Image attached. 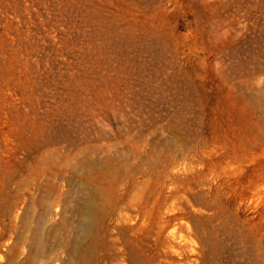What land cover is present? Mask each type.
I'll list each match as a JSON object with an SVG mask.
<instances>
[{
	"label": "rangeland",
	"instance_id": "374dc122",
	"mask_svg": "<svg viewBox=\"0 0 264 264\" xmlns=\"http://www.w3.org/2000/svg\"><path fill=\"white\" fill-rule=\"evenodd\" d=\"M63 5L45 78L0 0V264H264V22Z\"/></svg>",
	"mask_w": 264,
	"mask_h": 264
},
{
	"label": "built area",
	"instance_id": "2783aa9c",
	"mask_svg": "<svg viewBox=\"0 0 264 264\" xmlns=\"http://www.w3.org/2000/svg\"><path fill=\"white\" fill-rule=\"evenodd\" d=\"M64 0H9L14 17L20 27L24 44L29 51V61L38 66L40 73L53 75L55 50L64 34ZM231 6L232 15L238 17L239 30L249 23L264 22V0H222ZM235 10V13L234 11ZM53 60V61H52ZM44 80V79H43Z\"/></svg>",
	"mask_w": 264,
	"mask_h": 264
}]
</instances>
